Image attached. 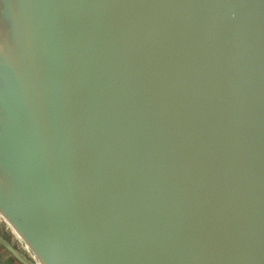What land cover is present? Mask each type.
Returning a JSON list of instances; mask_svg holds the SVG:
<instances>
[{
	"label": "water",
	"instance_id": "95a60500",
	"mask_svg": "<svg viewBox=\"0 0 264 264\" xmlns=\"http://www.w3.org/2000/svg\"><path fill=\"white\" fill-rule=\"evenodd\" d=\"M0 221L19 264H264V0H0Z\"/></svg>",
	"mask_w": 264,
	"mask_h": 264
},
{
	"label": "crops",
	"instance_id": "0c3cea01",
	"mask_svg": "<svg viewBox=\"0 0 264 264\" xmlns=\"http://www.w3.org/2000/svg\"><path fill=\"white\" fill-rule=\"evenodd\" d=\"M0 236L4 238V236L2 235L1 227H0ZM0 264H19V263H17L2 247H0Z\"/></svg>",
	"mask_w": 264,
	"mask_h": 264
},
{
	"label": "flooded vegetation",
	"instance_id": "af4514ba",
	"mask_svg": "<svg viewBox=\"0 0 264 264\" xmlns=\"http://www.w3.org/2000/svg\"><path fill=\"white\" fill-rule=\"evenodd\" d=\"M0 227H1L2 235L4 236V238H5L8 242H10V243L13 244V242H12V240H11L12 236L9 235L10 233L8 234V232L6 231V228H4L3 225L0 224ZM13 245H14V244H13Z\"/></svg>",
	"mask_w": 264,
	"mask_h": 264
},
{
	"label": "built area",
	"instance_id": "2783aa9c",
	"mask_svg": "<svg viewBox=\"0 0 264 264\" xmlns=\"http://www.w3.org/2000/svg\"><path fill=\"white\" fill-rule=\"evenodd\" d=\"M10 234L14 237V241H15V243H11L15 248H17L19 251H21V252H24V249H23V245L15 238V236L10 232ZM16 243H18L19 244V246L16 244Z\"/></svg>",
	"mask_w": 264,
	"mask_h": 264
},
{
	"label": "rangeland",
	"instance_id": "374dc122",
	"mask_svg": "<svg viewBox=\"0 0 264 264\" xmlns=\"http://www.w3.org/2000/svg\"><path fill=\"white\" fill-rule=\"evenodd\" d=\"M0 223H1V225H3L4 228H6V231H7L8 234H9V233H10V230L8 229V227H7L5 224H3L1 221H0ZM9 235H11V234H9ZM11 236H12V235H11ZM11 240H12L13 243H15V241H14V237H13V236H12ZM16 244L19 246L18 243H16Z\"/></svg>",
	"mask_w": 264,
	"mask_h": 264
}]
</instances>
